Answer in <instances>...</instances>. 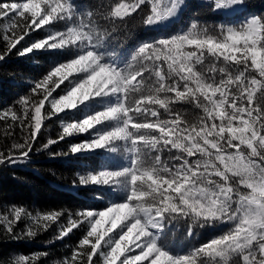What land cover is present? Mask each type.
<instances>
[{
  "label": "snow or ice",
  "instance_id": "obj_1",
  "mask_svg": "<svg viewBox=\"0 0 264 264\" xmlns=\"http://www.w3.org/2000/svg\"><path fill=\"white\" fill-rule=\"evenodd\" d=\"M190 6L232 16L247 0H0V63L13 54L60 58L0 109V120L23 133L0 152V165L27 161L47 120L81 110L83 119L61 120L62 132L42 148L88 133L90 140L50 155L103 152L113 165L73 183L111 197L104 207L33 214L14 206L0 213L9 238L58 225L63 240L82 229L59 264H264V12L220 24L193 12L171 35L130 39L133 29L158 30ZM38 31L46 35L26 44ZM24 221L26 233L17 235ZM181 225L187 239L229 227L173 252L163 241ZM46 255L14 264H40Z\"/></svg>",
  "mask_w": 264,
  "mask_h": 264
},
{
  "label": "trees",
  "instance_id": "obj_2",
  "mask_svg": "<svg viewBox=\"0 0 264 264\" xmlns=\"http://www.w3.org/2000/svg\"><path fill=\"white\" fill-rule=\"evenodd\" d=\"M193 12L197 13L202 23H238L250 13L264 12V0H247V8L242 13L232 16H217L205 13L196 7L185 8L178 19L161 26L158 30L145 32L142 28L133 29L130 39L138 42L140 39L171 35L186 28ZM46 35L44 32H35L27 39L26 44L33 40H39ZM60 58L48 53L37 52L23 57L11 55L3 63H0V109L10 107L18 97L26 96L32 82L39 80L54 64L59 63ZM60 89L53 95L59 96ZM84 118V111L61 113L58 117L45 122L44 131L39 136L38 142L32 151L30 158L15 165H0V213L13 209L14 206H22L29 212L46 213L52 210L78 212L83 209H99L105 206V201L95 198L96 193L85 188H73V183H78L79 176L86 174L88 170L113 166L106 159L105 153L94 152L79 156H58L52 158L50 153L68 152L69 146L81 141L90 140L88 133L76 134L66 138L60 143L43 149L42 145L48 139H56L62 132L61 120L71 122ZM15 130V136L6 138V130L10 133ZM23 133L18 124L13 126L9 118L7 124L0 120V152H7L13 143L22 142ZM36 149H40L37 151ZM67 215L60 223L67 222ZM26 223L19 222L15 228L17 235L26 233ZM229 225H218L215 228L198 230L191 238H186L184 226H179L170 232L163 241L173 252L187 250L192 245H199L226 231ZM58 225H51L47 230H41L35 237L11 239L0 229V264H9L19 256H31L35 253H47L42 256L40 264H59L65 257L71 256L72 248L78 243L83 234L82 229L74 230L72 234L63 240L56 239ZM103 243V242H102ZM97 264H103L97 260ZM119 264V262H118Z\"/></svg>",
  "mask_w": 264,
  "mask_h": 264
},
{
  "label": "rangeland",
  "instance_id": "obj_3",
  "mask_svg": "<svg viewBox=\"0 0 264 264\" xmlns=\"http://www.w3.org/2000/svg\"><path fill=\"white\" fill-rule=\"evenodd\" d=\"M135 254H138V250L136 251V253Z\"/></svg>",
  "mask_w": 264,
  "mask_h": 264
}]
</instances>
